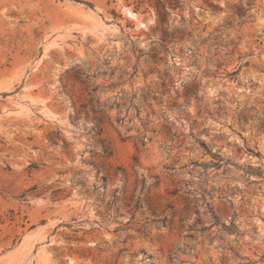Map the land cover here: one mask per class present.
I'll use <instances>...</instances> for the list:
<instances>
[{
    "label": "rangeland",
    "instance_id": "374dc122",
    "mask_svg": "<svg viewBox=\"0 0 264 264\" xmlns=\"http://www.w3.org/2000/svg\"><path fill=\"white\" fill-rule=\"evenodd\" d=\"M0 264H264V0H0Z\"/></svg>",
    "mask_w": 264,
    "mask_h": 264
},
{
    "label": "trees",
    "instance_id": "16d2710c",
    "mask_svg": "<svg viewBox=\"0 0 264 264\" xmlns=\"http://www.w3.org/2000/svg\"><path fill=\"white\" fill-rule=\"evenodd\" d=\"M134 160L136 161V158H134ZM142 181H143V180H142ZM144 186H145V183L142 182V187H141L142 190H143ZM230 227L234 228L233 224H230Z\"/></svg>",
    "mask_w": 264,
    "mask_h": 264
}]
</instances>
